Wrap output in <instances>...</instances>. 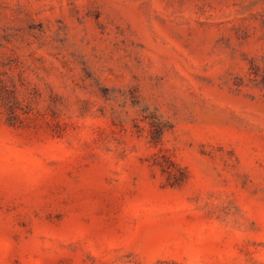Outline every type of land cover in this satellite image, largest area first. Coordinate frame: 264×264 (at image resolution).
<instances>
[{
    "label": "rangeland",
    "instance_id": "obj_1",
    "mask_svg": "<svg viewBox=\"0 0 264 264\" xmlns=\"http://www.w3.org/2000/svg\"><path fill=\"white\" fill-rule=\"evenodd\" d=\"M0 264H264V0H0Z\"/></svg>",
    "mask_w": 264,
    "mask_h": 264
}]
</instances>
